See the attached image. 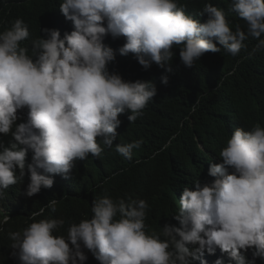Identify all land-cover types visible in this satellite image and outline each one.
Wrapping results in <instances>:
<instances>
[{
    "label": "clouds",
    "instance_id": "obj_1",
    "mask_svg": "<svg viewBox=\"0 0 264 264\" xmlns=\"http://www.w3.org/2000/svg\"><path fill=\"white\" fill-rule=\"evenodd\" d=\"M69 20L30 37L21 18L0 32V264H262L264 127H237L212 163L215 179L185 187L175 226L147 228L148 203L113 199L87 177L107 147L131 159L145 115L178 62L190 74L210 52L232 56L249 37L264 49V0H62ZM240 17L246 31L233 20ZM219 45V47H218ZM164 83V84H163ZM27 109L22 122L19 111ZM146 126H143V130ZM95 196L79 223L55 212L65 192ZM42 196L50 199L42 206ZM39 208L33 210V206Z\"/></svg>",
    "mask_w": 264,
    "mask_h": 264
},
{
    "label": "trees",
    "instance_id": "obj_2",
    "mask_svg": "<svg viewBox=\"0 0 264 264\" xmlns=\"http://www.w3.org/2000/svg\"><path fill=\"white\" fill-rule=\"evenodd\" d=\"M62 0H0V32L21 18L29 26L30 37L25 43L31 49V40L46 38L44 28L54 29L69 20L60 11ZM208 0H179L188 10L205 5ZM231 25L246 29L238 17ZM264 39V36L261 37ZM258 41L249 37L245 47L232 56L221 48L210 52L195 65L190 74L184 72L182 63L171 66V72L161 69V79L168 83L160 90L159 109L145 115L133 141H142L126 159L107 147L94 159L97 168L87 177L106 189L113 199L137 197L148 203L146 225L160 230L165 225L175 226L178 220L180 197L185 187L195 190L215 178L208 174L212 163H222L220 151L226 146L237 127L246 130L256 124L264 127V49L254 52ZM219 47V45H218ZM27 109L19 111L22 122ZM143 126H146L143 130ZM1 142L7 141L0 137ZM90 185L78 192L61 193L54 197L60 202L56 211L46 210L47 216L62 218L64 226L79 223L87 215L95 198L88 193ZM50 199L42 196V206ZM37 205L33 210H37ZM179 222V221H178ZM23 226L10 223L4 227L0 238L6 246L11 244L9 234L22 231ZM3 252V249H0ZM264 264V257L262 258Z\"/></svg>",
    "mask_w": 264,
    "mask_h": 264
}]
</instances>
